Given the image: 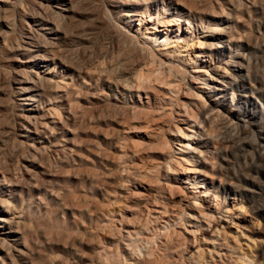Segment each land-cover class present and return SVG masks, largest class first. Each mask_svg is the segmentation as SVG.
I'll return each instance as SVG.
<instances>
[{"label": "bare ground", "instance_id": "bare-ground-1", "mask_svg": "<svg viewBox=\"0 0 264 264\" xmlns=\"http://www.w3.org/2000/svg\"><path fill=\"white\" fill-rule=\"evenodd\" d=\"M15 1L20 2L22 0ZM84 2L89 5L90 9L91 7L93 9L97 8L95 0H31L24 2L20 7L21 10L17 13L21 24L19 33H17L18 37L15 35L16 38L9 36L10 34L12 35V30H15V26H11V23L6 21L1 23L0 57L12 53L15 56H19L18 58L16 57L17 59L22 60V68L11 76V92L8 95V97L11 96L12 99H9L13 103V106L10 107V112L7 111L9 114L8 120L9 122L11 121L12 127L10 126L6 131H15V133H12L14 136L11 134V146L27 147L34 155H40L43 152L45 154L47 150L48 152L49 150L56 152V150L61 149L65 152V155L63 157L60 156V160L57 159L58 162L60 161V164L61 162L67 165L72 163L73 166L77 164L76 167L79 166L78 163L81 165L86 162L92 165L98 164L108 170V172L112 171L110 174L105 172L108 175L112 174L111 176L115 178L114 175L121 173L122 169L121 171L119 170L120 172L113 173V169L111 170L110 164H108V160L112 156L109 154V157L107 153L103 152V149L106 148H103L104 146L101 148L100 137L103 138L102 140H104L105 145H109L110 149H119L121 151V147L118 146L121 143L117 142L118 136H120L118 133L124 132L125 127H122V124L127 116H130V118L126 119L129 120L135 118V113L142 114L144 111L145 113L143 114L145 116L147 109L148 113L153 109V115L156 113L163 117L168 114L171 121H173V125H168L171 121L168 123L165 121L167 123L165 124L157 119L158 117L162 118L161 116L152 117L151 113H149L151 115L149 118V114H147L148 119L145 118L147 124L141 127L149 130L147 134L143 133V149L134 148L135 150H132L133 148L131 147L132 149L129 148V150L127 149L128 151H125L124 147H122L124 149H122L123 151L121 152L123 153L120 156L122 161H124V157L126 159L130 157L141 161L142 156L140 157L139 155L145 154L146 151L151 154V161L148 162L149 164L147 163L148 165H144L145 163L143 162L139 163L141 165L143 163L144 166L140 165V169L141 167L143 169H139L138 176L135 172L137 178H134L135 185L133 184V189L126 190L124 187L126 183L123 184L119 179L111 183L112 189L117 192L116 194L127 196L131 200L137 198L138 194L141 196V192L138 193L139 191L137 190L140 187L145 191L144 193L142 192V196L149 195L148 200H146V197H144L145 201L142 198L144 201L142 206L147 211L151 210V213H155V215H150L149 212L148 215H153L155 217L154 220H160V224L162 221L166 224L170 222L174 225L179 221L182 227L185 225L184 231L194 239L190 241L194 243V241L198 240L205 245L204 248L196 247L198 244L192 246L191 249L188 248L189 250L186 251V254L189 253L190 257L194 254L196 255V253L199 254L201 252L199 250H203V253H200L202 256H204L203 254L206 251L207 253L211 252L218 255L232 250L236 251L237 254V251L241 252L245 247L250 248V243L252 247L256 246L257 240L247 235L244 231L247 230L245 226L247 218L243 214L245 206L243 198H251V195L255 191L244 183L250 179V175L247 172L243 174L237 167L235 168L233 159H236L237 154L241 156L245 154L252 155L251 152L255 151L257 152L256 158L264 160V149L262 148V140L264 141V9L262 12L255 0H241L238 2H242V7H240L241 4H239V7L236 4L234 5V3L230 4L229 12H226L228 17L219 21L216 18L208 17L210 15L209 5L205 3L206 1L202 0H107L104 11H101V15L96 20L99 25L109 26L110 35L117 45L120 44L119 46L121 47V44H123L122 48H119V46L116 48L117 52L120 51V54L123 55V63L121 62V65H116L112 61L114 56L111 55L112 59L110 61H107L108 59L105 60L104 56L101 57L96 54H93L94 57H91V55L87 57V47L85 48L84 44L89 42L90 37L88 38V35L87 37L80 36L82 33L80 35L75 34L76 31L74 33L73 29H67V27L75 25V20L82 14L79 12L81 9L79 7ZM259 2L261 1L258 0ZM53 4L54 6H52ZM210 5L213 7V3H210ZM43 7H51L53 9L51 11L53 15L51 16L53 17L48 16L46 12L45 14L41 12L40 9L42 10ZM219 7L221 9V6ZM215 9L214 12H217ZM257 15H260V18H256ZM255 19H258L259 27L253 28L251 23L252 21H256ZM16 20L18 19L16 18ZM69 31L71 35L67 33ZM72 31L74 34L71 33ZM254 31L256 34L255 40L251 41L253 38L251 37L252 35H249L253 34ZM74 38V41L77 40L76 42L81 43L83 46L82 50L78 48L81 52L77 51L79 54L77 53L75 56L71 54L73 53L71 41ZM62 41L69 42L67 47L60 44ZM64 44L66 45L67 43ZM120 54H118L119 57ZM3 58L0 60L5 61ZM87 60L89 61L87 62ZM4 63L3 67L5 66ZM153 64L157 65V67L154 68ZM34 68L37 70H34ZM27 73L28 75L30 74L28 77L25 76ZM127 78H131L130 80H140L138 82L140 86H134L133 88L131 82L130 86H128L129 84L127 85L126 83L130 80ZM150 78L161 83H154L157 87H152L154 80H152L151 85L148 83L149 81L151 82ZM124 79H127L126 82ZM143 79H149V81L147 82ZM142 80L148 84L144 85V82L142 84ZM181 82H188V88H186L190 96L183 95L186 99H183L181 102L179 101V109H174L173 105L170 108L169 105L171 103L166 100L171 92H176L175 89L177 86L180 87L178 84H181ZM138 83L137 85H139ZM153 88L159 89L158 93L162 90L161 93H163V98L165 99L161 97L163 99L160 100L162 107L156 106L158 97L155 95L156 93L154 94ZM178 91L177 89V93H180ZM127 93H131L129 97L133 105H128V103L126 105L124 103ZM205 96L209 99V102H207ZM229 96L232 97L231 102H228ZM236 97L237 100L234 101ZM150 103L153 104L150 105ZM110 107L116 108L118 111L115 110L120 115V117L118 114L116 115L113 109L114 116H116L113 118L112 111V114L110 113L112 115L110 120H112L108 123L111 124L113 122L118 126L113 127L115 130L111 131L112 133L116 132L114 133V136L117 134L116 138L110 136V134L108 135V131L104 133L106 129L100 132L99 127L96 130V128H93L94 125L90 124V126H86L87 123H94L96 126H100L103 123L107 124V121H109L107 118L111 116L107 114L108 110H112ZM132 107H135L137 110H133L134 115L131 114V116ZM157 108L162 109V113H160L161 111H156ZM119 111H122L124 120L119 119L122 117ZM138 118L137 116L136 121ZM155 118L159 121L155 120ZM139 119L142 120L141 117ZM133 120L135 121V119ZM149 120L153 121L150 123ZM121 121H123L122 124ZM213 121L218 122L220 127L226 130H239V136L240 134H244L241 142L238 141V145H241V147L238 149L237 154L234 151L226 149L229 146L228 143L233 140V131H230L231 134L228 136L216 134L211 126ZM9 122L7 123L9 124ZM82 125L87 127L83 128L82 131L89 132L87 134L91 136L88 143H85L80 138L81 135L76 132ZM66 126L71 128V130L69 129L66 132L67 134L63 133L64 130L59 132V130H62ZM239 136L237 135V137ZM118 141L121 142V138ZM7 145L6 148L10 146ZM168 148L169 152H167ZM63 151L62 153H64ZM165 152L169 153V155L172 152L171 156H174L173 154L176 153L177 156L175 155L172 158L166 155ZM232 152L235 154L233 153L232 155ZM59 154L61 155V152ZM207 155L212 159L211 165L206 162L208 160ZM25 158H27L26 163L22 164V170H19V173L22 171V176L28 180V183L26 182L27 186H24V183V187H18L13 182V177L15 178V176L7 175L2 172L3 170H0V253L4 258L8 259L6 263L0 259V264H62V260L61 262L57 261L58 259L60 260V257L56 260L57 255L61 256L60 254L54 255L51 253L55 256L54 259L53 256L48 255L50 253L43 252L42 248L45 245L46 247L54 245L61 247L64 251H68L71 249L69 245L76 247L77 243L74 240L76 239L77 241L78 237L72 239L73 237L71 238L70 235V240L68 237H65L69 236L68 233L61 237L63 231L58 234L59 237L56 236L58 239L55 236L54 238L52 237L51 233L53 231L49 233L50 235L47 234L49 231H37L29 226V223H25V220L21 218L22 214H19L15 208L17 209L18 205L23 204L25 200L24 193H26L29 200H32V197H36V200L38 199L42 202L41 198L45 196L42 197V194L40 195V190H44L45 195L55 200H60L68 196L66 195L65 197L64 192L68 193L69 189L68 191L63 190L64 197L62 198L63 194L56 192L61 191L63 187L57 186L58 182H54V179H52L54 174L41 166L42 164H35L33 160L28 157ZM116 158L114 156L112 163L116 162ZM126 159L125 161H127ZM142 160L144 161L145 158ZM117 161V163L121 164L119 160ZM134 164L136 165L137 162H134ZM67 165L65 166L68 167ZM129 165L131 167L133 164ZM129 165H127L128 169ZM117 166L119 167L120 165ZM117 166H114V171L118 170V168H116L117 170L115 169ZM208 166H210L211 170L213 169L214 175L216 171L226 175V179L224 177L222 179L221 174L217 175L220 184H218L219 188L215 186L212 180L209 186L207 182L208 178H206L208 173L206 168ZM76 167L75 169L80 168V166ZM97 169L100 168L98 167ZM97 169L95 168L94 170ZM75 171L77 172V170ZM134 171H129L130 173L126 174L125 172L127 171L124 170L122 173L133 177L134 174H130ZM136 171L138 172V169ZM76 172H74L76 175L73 173L75 178L79 174ZM88 173L87 177L90 176H88ZM94 174L96 175L97 173L94 172L91 176ZM57 175L61 176L62 174ZM127 178L129 177H126L125 180L122 179L123 182ZM22 180L20 179V181ZM161 181L163 185H161ZM55 187L58 190L56 192ZM175 188H179L180 191L182 190L178 192L182 194L171 192L172 189L176 191ZM108 193L105 192V194ZM225 193L229 194V200ZM150 196L153 198L150 199ZM140 199L141 197H139L138 201ZM71 212L74 214V210ZM50 213L52 212L50 211ZM101 216L103 218L100 217L98 225L100 221L101 226L99 225V227L103 229L106 225H109L104 221L110 215L102 214ZM52 222L54 223V220ZM180 223H178V227ZM112 225L111 227H114L113 223ZM168 225L171 226L172 224ZM120 226L118 227L119 229ZM122 226L121 232L119 230L121 235H118L121 237L119 240L121 239L120 242L122 243L119 246V250L116 249L118 248V242L117 244L113 243L114 246L115 244L117 245L116 248H113L116 251L108 248L110 246L102 245L100 249L96 248L99 250L95 249L96 252L94 251L95 254L93 256L89 254L90 259L88 256H86L88 258L82 256L81 261L86 264H119L123 260V264H126L125 262L129 260L128 264H133L132 254L135 253L134 255L136 256L138 252V248L136 251L134 249L138 241L133 239L136 245H132L133 242L132 244L130 243L134 247V253H131V246L128 248L130 245L128 243L131 240V236L137 240L139 237L140 240L142 232L139 230L141 233L138 232V234V227H134L129 222ZM171 227L173 228V226ZM118 228L114 227L117 231ZM55 233L59 232L56 231ZM76 233L73 235H76ZM136 233L139 235L138 237L133 236ZM178 233L182 234V231L179 230ZM175 234L176 236H184L183 234H177V232ZM195 234H199V237H197L198 235L195 236ZM148 236L145 239H148ZM64 237L67 239L65 240ZM183 238L185 239L186 237L184 236ZM241 239L244 241L241 242ZM74 243H76L75 246ZM242 245H245V247ZM147 250L145 251V255L147 254L146 252L150 253L151 251ZM241 253L244 254L245 251ZM250 253L252 255L251 249ZM125 254H127L125 256L127 258L124 257ZM200 254L199 256L201 257ZM243 254L241 257L239 253L238 256L241 258L239 261H244V264H253V257L251 259L247 254V256ZM146 257H149L148 254ZM61 258L64 257L61 256ZM141 258L140 256L138 261L137 257V262L134 260L135 264L140 261L143 262V259L145 263L148 261L146 264H151L149 262V258L151 257L148 259L142 258V260ZM146 259L147 261H145ZM183 259L185 258L183 257ZM69 260L64 263L67 264Z\"/></svg>", "mask_w": 264, "mask_h": 264}, {"label": "rangeland", "instance_id": "rangeland-1", "mask_svg": "<svg viewBox=\"0 0 264 264\" xmlns=\"http://www.w3.org/2000/svg\"><path fill=\"white\" fill-rule=\"evenodd\" d=\"M10 1V2H9ZM29 2V1H31V0H22V1H18V2H16L15 0H0V25H1V23L3 22V21H6V22H8V23H11V26L13 25V26H15L14 27V31L12 30V35L10 34L9 36H11V37H13V38H16V37H18V34L17 33H19V30H20V24H21V21H20V19L18 18V15H17V13L21 10L20 9V7L23 5V3L24 2ZM98 1V2H97ZM95 0V2H96V4H97V8H94L93 9V7H91V9H90V7H89V5H87V3L86 2H84V3H82V5H80V7H79V12H81L82 14L79 16V17H77V19L75 20V25H71V26H69V27H67V29L68 28H71V29H69V30H72L73 29V31H74V33H75V31H76V33L75 34H81L80 36H86L87 37V35H88V38L90 39L89 40V42L88 43H86V44H84L85 46V48L87 47V48H89V49H87L86 48V50H87V53L86 54H88V55H86L87 57L88 56H90L91 55V57H94V55L96 54V55H99V56H101V57H103L104 56V59L105 60H107V61H110L112 58H111V56H114V59H112V61H113V63L115 62V64L116 65H118V64H122L123 62H122V60H123V55H121L120 54V51L119 52H117L118 50L116 49L119 45H117L116 44V41H114V39H113V37L110 35L111 34V32H110V29H109V26H106V25H99L98 23H97V18L99 17V15H101V11L103 12L104 11V9H105V5H106V3H107V0ZM202 1H206L205 3L207 4V5H209L208 6V9H209V12H210V15H208V17L209 18H216V19H218L219 21H222V20H224L226 17H228V15H227V13L226 12H229V7H230V4H233L234 3V5L236 4V6H238L239 7V4H241L240 2H238V1H241V0H202ZM228 1V2H227ZM256 1V3L259 5V9L263 12V9H264V0H259V1H261V2H259L258 3V0H255ZM16 3V4H14V3ZM102 2H103V4H102ZM15 5V7H14V5ZM21 5H20V4ZM86 3V4H85ZM105 3V4H104ZM210 3L212 4L213 3V7L214 8H216L215 9V11H217V12H214V8L210 5ZM255 3V2H254ZM18 4V5H17ZM12 5H13V7H12ZM17 5V6H16ZM102 5V6H101ZM257 5V6H258ZM52 6H54V4L52 5ZM101 8H100V7ZM219 6H221V9H220V7ZM228 6V7H227ZM46 7V6H45ZM211 7V8H210ZM240 7H242V4L240 5ZM261 7H263V8H261ZM55 8V7H54ZM44 9V10H43ZM223 9V10H222ZM12 10V11H11ZM17 10V11H16ZM53 9L51 8V7H47V8H42V10L40 9V11L41 12H44V14H45V12H46V14H48V16L50 15V17H53V16H51V15H53L52 14V11ZM221 10V11H220ZM228 10V11H227ZM264 13V12H263ZM10 14V15H9ZM13 16H12V15ZM214 15V17H212ZM83 16V17H82ZM86 16V17H85ZM94 17H96V18H94ZM5 18V19H4ZM15 18V19H14ZM16 18L18 19V20H16ZM256 18H260V15H257L256 16ZM2 19V20H1ZM15 20V21H14ZM96 20V21H95ZM256 21H252V26H253V28H256V27H259L258 25H259V21H258V19H255ZM19 21V22H18ZM77 21V22H76ZM97 23H95V22ZM13 23H15V24H13ZM16 23H17V25H16ZM258 23V24H257ZM225 25V24H224ZM18 26V27H17ZM185 26V25H184ZM1 27V26H0ZM19 28V29H18ZM66 28V27H65ZM76 28V29H75ZM79 29V30H78ZM0 30H1V28H0ZM66 30V29H65ZM67 31V30H66ZM73 31L71 32V33H73ZM78 31V32H77ZM97 31V32H96ZM15 32V33H14ZM69 35H71L70 34V31L69 32H67ZM73 33V34H74ZM250 33H252V32H250ZM86 34V35H85ZM253 34H255V31L253 32ZM253 34H250L249 36H251L252 38H253V40H251V41H254L255 40V36H256V34L255 35H253ZM15 35H16V37H15ZM41 39H42V37H40ZM249 39V38H248ZM261 39V38H260ZM263 39V38H262ZM75 40V38L73 39V41H71L72 42V50H73V53H71V54H73L74 56H75V54L77 55V51H79V53L81 52V50L83 49L82 47V44H81V47H80V44H79V42H76V41H74ZM66 41H68V40H66ZM66 41H62L60 44H62V46H64V47H67V45H68V43L69 42H66ZM75 42V43H74ZM64 43H67L66 45L64 44ZM90 43V44H89ZM73 44H75V45H73ZM78 44V45H77ZM103 44V45H102ZM97 45V46H96ZM122 46H123V44H121V47L119 46V48H122ZM74 47V48H73ZM77 48V50H75L76 48ZM81 48V50H79V49ZM107 48V49H106ZM75 50V51H74ZM92 50V51H91ZM89 51V52H88ZM91 52H92V54H91ZM100 52V53H99ZM117 52V53H116ZM78 53V54H79ZM94 54V55H93ZM112 54H114V55H112ZM118 54H120V57H119V55ZM111 55V56H110ZM8 56V57H7ZM2 57H4L3 59L5 60V61H1L0 60V167L2 168H0V170L2 171V172H4V173H6L7 175L9 174V175H13V176H15V178L17 179V181H15L16 179L13 177V182L14 183H16L17 185H18V187H24V186H27L26 185V182L28 183V180L24 177V176H22V174H23V172L22 171H20V173H19V170H22V164L23 163H26V159L27 158H25V157H28L29 159H31V160H33L34 161V163L35 164H42L41 166H43V167H45V169H47V170H49L52 174H54V176H53V178L52 179H54V182H58L57 183V186H59V187H63L62 188V190H61V188H60V190L62 191H58L57 189H59L57 186V189H56V187H55V192L56 191H58V192H56V193H61V194H63V190L65 191H68V189H69V191H68V193H66V192H64V194H65V197H66V195H68L66 198H64L65 199V201H63L64 199H60V200H55V199H53V198H51V197H49L48 195H45V193H44V190H40L39 192H40V195L43 197V196H45V197H43V198H41V200H42V202L40 201V200H36L35 198L36 197H32V200H29L28 199V196L26 195V193H24L23 194V196H24V198H25V200H24V202H23V204L21 205H18V207H17V209L15 208V210H17L18 212H19V214H22L21 215V218L23 219V220H25V223H29V226H31L33 229H35V230H42V231H44V232H48L47 234H49V233H51V231H53L51 234H52V237L54 238V236H55V238H58L59 236H58V234H60L61 232H63L64 233V235H62L61 234V237L62 236H65V235H67L66 233H68L69 234V236L67 235V236H65V237H68L69 239H70V235H71V238L72 239H74V238H77V241H76V239L74 240V242H76L77 243V245H76V247H73V245H69L70 246V248L72 249H69L68 251H64L63 249H61V247H56V246H47L46 247V245L42 248V250H43V252H45V253H50V254H48L49 256L51 255V256H53L52 254H60L62 257H64V258H61V256H59V255H57V258H56V260L60 257V260L58 259L57 261H60L61 262V260H62V264L64 263V262H66L68 259H70L69 261H68V263L70 262V264H86L85 262H82L81 261V257L82 256H85L84 258H88L90 255H94L95 254V249L96 248H101L102 247V245H106V246H110V247H108V248H111V250H113V251H116L115 249H113V248H116V244H117V242H118V248H116V249H118L119 250V246H121V239L119 240V238H121V237H119L118 235L120 234V232H121V228L123 227L122 225H124L125 223H128L129 222V224L131 223V225L133 224V226L135 227L136 226V228L138 227V228H141V229H138L137 228V233L139 232V233H141L140 234V240H139V235H137V233H136V235H133V236H135V237H138V240L137 239H135V238H133L132 236H131V240H129V243L128 244H132V242H133V244L132 245H136V243H138L136 246H135V248L130 244L129 246H128V248H130V246H131V248L133 249H135V251H136V249L138 248V252L136 253V256L134 255L135 253V251H134V249H133V251H132V249L130 248V251H131V253H134V254H132L133 256V258H132V261L134 262L133 264H135L136 262H137V257H138V261H139V257L141 256L142 258H147L146 256H147V254H148V256L149 257H151V258H149V262H151V264H244V261H239L241 258H240V256L242 257V254L243 253H241V252H244L245 251V255L244 256H249L250 258L251 257H253V264H264V160H259V159H257L256 158V156H257V152H255V151H253V152H251V154L252 155H250V154H245L244 156H241L240 154H237L238 153V149L241 147V145H238L239 144V142H241V140H242V138H243V136H244V134H240V136H239V130H235V129H230V130H226L225 128H222V127H220V125H219V123L218 122H216V121H213L212 122V124H211V126H212V129L214 130V132L216 133V134H222V135H226V136H228V135H230L231 133H230V131L233 133V135H232V141L231 142H229L228 143V145L229 146H227L226 147V149H228V150H231V151H234L238 156L236 157V159H233V164H234V166H235V168L237 167V169L240 171V172H242L243 174H245L246 172H247V174L248 175H250V179L248 180V181H246V182H244L245 183V185H247L248 187H251V189H253L255 192H253V195H251V198L250 197H246V198H243V200L245 201L244 203V205L246 206V208H245V206H244V210H243V214H245L244 216L247 218L246 219V222H245V226H246V229L247 230H244L245 231V233L247 234V235H249V236H251L252 238H255L256 240H257V244H256V246H253L252 247V245H251V243H250V248L248 249V248H246L245 247V245H242V246H244L245 248H246V250H245V248L240 252H238L237 251V254H236V251H232V250H228V252L226 251L225 253H222V254H218V255H216V254H213V253H207V251L205 252V250H204V256H202V254H200L203 250H199V251H201L199 254L201 255V257L199 256V254L198 253H196V255L197 256H199V257H197L195 254L194 255H192V257H190L191 255H189V253H187L186 254V251L187 250H189V249H191L192 248V246H194V245H196V244H198V245H196V247L197 246H199L200 248L202 247V248H204L205 247V245L203 244V243H201L200 241H194V243L193 242H191L190 240L192 239V236L191 235H189V234H187L185 231H184V228H185V225H183L184 227H182L181 226V223L179 222V221H177L178 223H180V226L178 227L177 225H179L177 222V224L175 223L174 225H173V223H170V222H168L167 224L165 223V222H162L161 221V224H160V220H154V216L153 215H155V213H151V210H149V211H147L143 206H142V204H143V202L145 201V198L144 197H146L147 199L146 200H148L149 199V195L148 196H142V194L145 192L142 188H140V187H138V193H140L141 192V196H139L140 194H138V197L137 198H133V199H131L130 200V198H128L127 196H120V194L118 195V194H116L117 192H115L113 189H112V185H111V183H113L114 181H117V179H119V181L120 182H122L123 184L124 183H126V184H124L125 186V188H126V190H130V189H133L134 188V185H135V183H134V178H137V176H138V173H139V171L141 170V169H143L142 167H141V169H140V165L141 164H139V163H141V162H143V163H145L144 165H146L148 162H150L151 160V158H150V153L148 152V151H146L145 152V154L143 153L142 155L140 154L139 156L141 157L142 156V159H144L145 158V160L143 161L142 159H141V161H139L138 159H132V158H130V157H128V159L131 161H129L128 159H126V157H124L123 158V160L125 161V159L127 160V161H122V159L120 158V156L122 155L121 153H123V152H121V151H123L124 149H125V151H128L129 150V148H131L132 150H135V149H140V148H144V143L142 142V137H143V135L146 133L147 134V132L149 131L147 128H141V127H143V125H145V124H147L146 122V119H148V116H147V114H149V113H151V115H152V117H157V116H161V115H157L156 113H154V115L152 114V111H153V109H151L152 111L151 112H149L148 113V109L146 110V114H145V116H144V114L143 113H145V111L143 112V111H141V112H143L142 114H140V113H138V114H140V115H138L137 113H135V118H131V119H129V120H126V119H128V118H130V116L128 117H126V119L124 120V118H123V114H122V111H119V112H121V115H122V119L121 118H119L120 117V115H119V113H117V109L116 108H114V107H110V108H112V110H108L109 111V113H108V111H107V114L109 115L110 113L112 114V111H113V109H114V111L116 112V115L118 114L119 115V119L120 120H124V122L123 121H121V124H122V122H123V124H122V127L124 126L125 128H124V132L123 133H118V135H120V136H118V139H117V142L118 143H121V145H123V146H121L120 144H118V146H120L121 147V151H119V149H110V147H108L109 145H105V142H104V140H102L103 138L102 137H100V146H101V148H102V146H104L103 148H106V149H103V152H105V153H107V155L110 157V155L109 154H111V156L114 158V156H115V158H116V156L117 155H119L117 158H120V159H117L116 158V164L114 163H112V161H113V158L111 157L110 159H109V157H107L109 160H108V164H110L109 166L111 167V170L113 169V173H117L119 170L121 171V169H122V171H124V170H126L127 172H125L126 174H129L130 172H132V171H134L135 170V168H137L138 169V172L135 170L133 173H131L130 175H132V174H134L133 175V177L132 176H127L125 173H122V171H121V173H117V174H113L114 175V177L115 178H113V176H111V175H108L107 173H112V171L111 172H108V170H106V169H104L101 165H92V164H90V163H83L82 165L81 164H79L78 163V165L80 166V168H77V167H79V166H77L76 167V165L77 164H75L74 166L77 168V169H75V167L73 166V164L71 163L70 165H67V164H65L64 162H61V164H60V161L58 162L57 161V159L58 160H60L59 159V157L61 156V157H63V155H65V152L63 151V150H61V149H58V150H56V152L54 151V152H52L53 150H49V152H48V150L45 152V154H44V152L42 153V154H32L33 152H31V150L29 149V148H27V147H18V146H11V138H12V135L14 136V134H12V133H15V131H13L12 130V132L10 131V132H8V131H6L7 130V128H9L12 124H11V121L9 122V120H8V116H9V114L7 113V111L8 112H10V110H11V106H13L12 104V100H10L9 98H11V96L10 97H8V95H9V93L11 92V76H12V74L14 73V72H16V71H18V70H20L21 68H22V66H21V62H22V60H20V59H17L19 56H15L14 54H8V55H6V56H3L2 55ZM2 57H0V59L2 58ZM7 57V58H6ZM17 57V58H16ZM8 58H10V59H8ZM121 58V59H120ZM2 59V60H3ZM7 59V60H6ZM18 60V61H17ZM118 60V61H117ZM89 60H87V62H88ZM120 61V62H119ZM3 62H5L4 64H5V66L3 67L2 65H3ZM122 62V63H121ZM2 63V64H1ZM8 64V65H7ZM153 67L155 68V67H157V65H154L153 64ZM3 68H5V69H3ZM28 70H29V68H27ZM5 70V72H3ZM15 70V71H14ZM34 70H37L36 68H34ZM10 71V72H9ZM3 74V75H2ZM5 75V76H4ZM30 75V74H29ZM28 75V73L27 74H25V76L26 77H28L29 76ZM3 76V77H2ZM8 76V77H7ZM2 77V78H1ZM128 79V78H127ZM126 79V80H127ZM131 79V78H130ZM130 79H128V80H130ZM125 80V79H124ZM123 80V81H124ZM126 80H125V82H126ZM135 80H137V79H132V80H130V81H127V85L128 86H130V82H131V84H132V87L134 88V86L136 87H138V86H140V84L138 83L140 80H137V81H135ZM143 80H146V79H143ZM141 81V83L143 84V82L145 83V81ZM150 80H151V82L149 81V79L148 80H146L148 83H150L151 85H152V80H154L153 78H150ZM133 81H135L134 83H133ZM10 82V83H9ZM145 83L144 85H147L148 83ZM189 82V81H188ZM188 82H181V84H178V85H180V87L179 86H177L176 87V92H171V94L168 96V98H167V100L166 101H168L169 103H171L169 106H170V108H172V107H174V109H176V108H180V102L183 100V99H186V98H184L183 97V95L184 94H186L185 96H190L189 94H188V92H187V88H188ZM211 82V81H210ZM124 83V82H123ZM137 83L139 84V85H137ZM154 83H158V84H160L161 82H158L157 80L155 81H153V85H152V87H157L156 86V84H154ZM9 84V85H8ZM134 84V85H133ZM126 85V86H127ZM195 85V84H194ZM3 86V87H2ZM12 87H15V86H12ZM179 87V88H178ZM187 87V88H186ZM181 88V89H180ZM157 91H155V90ZM177 89L179 90L178 92H180V93H177ZM3 90V91H2ZM186 90V91H185ZM153 91H154V94L155 95H157V97H158V101H159V103H158V101L156 100V106L157 107H162V104H160V100H163L164 98H163V93H161L162 92V90L158 93V91H159V89L157 90V88H153ZM182 92V93H181ZM175 93V94H174ZM213 94V93H212ZM127 96H126V101H124V103H126V105H127V103H128V105H131L132 103H131V98L129 97V95H131V93L129 94V93H127L126 94ZM159 95V96H158ZM163 99H162V98ZM206 97V96H205ZM207 98V97H206ZM12 99V98H11ZM231 99H232V97L231 96H229L228 97V102H231ZM165 100V99H164ZM207 100V102H209V99L207 98L206 99ZM237 100V97L234 99V101H236ZM130 103H129V102ZM171 101V102H170ZM178 101V102H177ZM180 101V102H179ZM10 104V105H9ZM149 104V103H148ZM153 103H150V105H152ZM179 104V105H178ZM133 105V104H132ZM146 105H147V103H146ZM173 105V106H172ZM172 106V107H171ZM179 106V107H178ZM7 107V108H6ZM9 107V108H8ZM110 108H108V109H110ZM136 108H137V106H136ZM117 111H116V110ZM138 109V108H137ZM137 109H135V107H132L131 108V112L132 113H130V115L131 114H133L134 115V111L133 110H137ZM150 110V109H149ZM161 111L162 109H159V108H157L156 109V111ZM181 110V109H180ZM114 111H113V118L116 116H114ZM156 111H154V112H156ZM164 111V110H163ZM136 112H139V111H136ZM160 113H162V111L160 112ZM110 114V115H111ZM112 115L110 116V117H108L107 118V120H109V121H107V124H100V126H96L94 123H87L86 124V126H90V124L93 126V128L95 129L96 128V130H97V128L100 130V132H102V130L103 129H106V131L104 132V133H106L107 131V134L109 135L110 134V136H114V133H116V132H111V131H113V130H115L113 127H118V126H116L113 122L111 123V124H108V123H110V121L112 120H110V118H112ZM129 115V114H128ZM151 115L149 114V118L151 117ZM132 116V115H131ZM137 116L140 118L141 117V119L144 121H142V120H140L139 118H138V120L136 121V118H137ZM166 115H164L162 118H157V119H159V120H161V122H164L165 124H167L169 121H171V118L168 116V114H167V116L166 117H168V118H166L165 117ZM146 118V119H145ZM167 120H166V119ZM132 119H135V121L133 120L132 121ZM156 118H155V120H157ZM154 120V119H153ZM153 120H151V121H153ZM155 120H154V122H155ZM159 120H157V121H159ZM131 121V122H130ZM150 121V120H149ZM151 121H150V123H151ZM167 123H166V122ZM7 122H9V124L7 123ZM7 123V124H6ZM149 123V124H150ZM175 123V122H174ZM141 124V125H140ZM152 124H153V122H152ZM173 125V121H171V122H169L168 123V125ZM110 125V126H109ZM86 126H84V125H82V127L80 128H78V130L76 131V132H78V134H80L81 136H80V138H82V140L85 142V143H88L89 142V140L91 139V136H88V134H89V132H83L82 131V129L83 128H85ZM96 126V127H95ZM199 126H202V125H199ZM12 127V126H11ZM102 129H101V128ZM87 128V127H86ZM108 128V129H107ZM141 128V129H140ZM62 129V128H61ZM71 130V128L69 127V126H66V127H64L62 130H59V132H61V131H63V133L64 134H67L66 132L68 131V130ZM81 129V130H80ZM91 129H92V127H91ZM195 129V128H194ZM197 129V128H196ZM225 129V130H224ZM139 130V131H138ZM6 131V132H5ZM229 131V132H228ZM236 131V132H235ZM226 132H228V133H226ZM8 133V134H7ZM88 133V134H87ZM112 133V134H111ZM144 133V134H143ZM12 134V135H11ZM117 135V134H116ZM115 135V136H116ZM237 135L241 138H239V137H237ZM101 136V135H100ZM114 136V137H115ZM9 137V138H8ZM89 137H90V139H89ZM117 137V136H116ZM115 137V138H116ZM121 138V142L120 141H118L120 138ZM235 138H237V139H235ZM235 139V140H234ZM238 139H240V140H238ZM7 140V141H6ZM88 140V141H87ZM237 140V141H236ZM87 141V142H86ZM234 141V142H233ZM239 141V142H238ZM262 142H263V146H262V148L264 149V141L262 140ZM8 144V145H7ZM232 144H233V146H232ZM4 147H3V146ZM6 145L7 146H9V147H7L6 148ZM237 145V146H236ZM129 146V147H128ZM13 147V148H12ZM122 147H124V149L122 148ZM177 147V146H176ZM231 147H233V148H231ZM135 148V149H134ZM110 151H109V150ZM123 149V150H122ZM128 149V150H127ZM130 149V150H131ZM2 150V151H1ZM61 150V151H60ZM105 150V151H104ZM62 151L64 152V153H62ZM106 151H109V152H106ZM167 151V150H166ZM2 152V153H1ZM61 152V155L59 154V153ZM118 152V153H117ZM141 152V151H140ZM167 152H169V148H168V151ZM167 152H165V154L166 155H169V153L167 154ZM234 152H232V155H233V153ZM29 153H31V154H29ZM47 153V154H46ZM52 153V154H51ZM171 153V155H172V152H170ZM234 153V154H235ZM54 155H56V156H54ZM58 155V156H57ZM171 155H169V156H171ZM174 156L176 155L177 156V154L176 153H174L173 154ZM35 156V157H34ZM144 156V157H143ZM174 156H171L172 158L174 157ZM36 157H37V159H36ZM60 157V158H61ZM207 157H208V160L206 161L207 162V164H209V165H211V162H212V159L209 157V155H207ZM147 158V159H146ZM37 160V162H35V160ZM44 159V160H43ZM55 160V161H54ZM110 160H111V163H110ZM117 160H119V162H121V164H119V163H117L118 161ZM149 160V161H148ZM134 162L136 163L137 162V164H139L138 166H139V168H138V166H137V164L135 165L134 164ZM126 164L125 165V169L123 168L124 167V164ZM128 163V164H127ZM143 163H142V165H143ZM47 164V165H46ZM58 164V165H57ZM123 164V165H122ZM129 164H133L132 166H134V167H130V165ZM149 164V163H148ZM147 164V165H148ZM60 165V166H59ZM65 165H67L68 167H66ZM112 165V166H111ZM117 165H120V166H122V168H120V166L118 167ZM127 165H129V169H128V166ZM141 165V166H142ZM143 165V166H144ZM64 167V169H62L63 167ZM70 166V167H69ZM72 166H73V169H72ZM92 166H93V168H92ZM96 166V167H95ZM114 166H117V167H115V169L116 168H118V170L117 171H114ZM137 166V167H136ZM61 167V168H60ZM100 168V169H97V168ZM113 167V168H112ZM71 168V169H70ZM88 170H87V169ZM97 169V170H94V169ZM127 168V169H126ZM134 168V169H133ZM68 169V170H67ZM124 169V170H123ZM132 169V170H131ZM140 169V170H139ZM200 169H202V168H200ZM207 170H208V173H207V177L206 178H208L207 179V182H208V184H209V186H210V183H212V182H210L211 180L212 181H214V184H215V186H218V184H219V178H218V176L217 175H220L221 174V177H222V179H223V177H224V179H226L227 177H226V175L224 174V173H221V172H219V171H216V173H215V175L213 174L214 173V171H213V169L211 170V168H210V166H208V168H206ZM58 170V171H57ZM65 170V171H64ZM75 170H77V172L75 171ZM81 170V171H80ZM94 170V171H93ZM104 170V171H103ZM60 171V172H59ZM62 171V172H61ZM64 171V172H63ZM86 171H88V172H86ZM101 171V172H100ZM107 173H106V172ZM119 171V172H120ZM130 171V172H129ZM9 172V173H8ZM21 172H22V174H21ZM55 172V173H54ZM74 172H76V173H79L77 176H76V178H75V176H74ZM80 172H81V174H80ZM97 173L96 175L94 174L93 176H91V174H93V173ZM103 172H105V173H103ZM129 172V173H128ZM135 172L137 173V176H136V174H135ZM223 172V171H222ZM74 173V174H73ZM84 173V174H83ZM87 173H88V176L89 177H87ZM242 173H240V174H242ZM56 174V175H55ZM57 174H62V175H64L63 177H62V175L60 176H58ZM73 174V175H72ZM107 174V175H106ZM120 174V175H119ZM123 174H125V175H123ZM20 175V176H19ZM76 175V174H75ZM84 175V176H83ZM103 175V176H102ZM117 175V176H116ZM123 175V177L122 178H120V176H122ZM72 176V177H71ZM74 176V177H73ZM96 176V177H95ZM110 176V177H109ZM19 177V178H18ZM55 177V178H54ZM119 177V178H118ZM126 177H129V178H127V182L125 181V182H123V180L122 179H126ZM211 177V178H210ZM221 177H220V180H221ZM24 178V179H23ZM90 178V179H89ZM92 178V179H91ZM216 178H218V179H216ZM20 179L22 180H24V182H23V180L22 181H20ZM55 179H56V181H55ZM96 179V180H95ZM98 179V180H97ZM129 179V180H128ZM214 179V180H213ZM59 180V181H58ZM158 181H160V180H158ZM19 183V184H18ZM20 183H23V184H20ZM24 183H25V185H24ZM96 183V184H95ZM160 183H162L161 185H163V182L161 181ZM134 184V185H133ZM24 185V186H23ZM56 185V184H55ZM220 185V184H219ZM220 186H218L217 188H219ZM66 188V189H65ZM42 189V188H41ZM176 189V188H175ZM113 191H114V193H113ZM182 191V190H181ZM180 191V189L179 188H177L176 189V191L174 190V189H172V191L171 192H175V193H178V192H181ZM71 192V193H70ZM105 192H109L110 193V195H108V194H105ZM143 192V193H142ZM64 194L62 195V198L64 197ZM86 194V195H85ZM114 194H115V196H114ZM137 194V193H136ZM178 194H182V193H178ZM226 194V196H227V198H228V200H229V194H227V193H225ZM60 195V194H59ZM87 196V197H86ZM127 197V198H126ZM139 197H141V199L143 198L144 199V201H143V199L140 201H138V199H139ZM34 198V199H33ZM153 197H151L150 196V199H152ZM113 199H115V200H113ZM55 200V201H54ZM62 200V201H61ZM71 200V201H70ZM112 202H111V201ZM231 200V199H230ZM31 203H30V202ZM73 201V202H72ZM44 202V203H43ZM57 202V203H56ZM66 202V203H65ZM98 202V203H97ZM141 202V203H140ZM47 204V205H46ZM58 204V205H57ZM98 204V205H97ZM72 205V206H71ZM96 205V206H95ZM46 206V207H45ZM51 206V207H50ZM77 206V207H76ZM99 207V208H98ZM59 208V209H58ZM72 208V209H71ZM97 208H98V210H97ZM21 209V210H20ZM51 209V210H50ZM71 209V210H70ZM88 209V210H87ZM74 210V214L71 212V211H73ZM100 210V211H99ZM29 211V212H28ZM49 211V212H48ZM50 211L52 212V213H50ZM92 211V212H91ZM98 211V212H97ZM143 211V212H142ZM70 212V213H69ZM89 212V213H88ZM91 212V213H90ZM103 212V213H102ZM147 212V213H146ZM150 212V213H149ZM30 213V214H29ZM50 213V214H49ZM148 213L151 215V214H153L152 216H150V215H148ZM72 214V215H71ZM89 214V215H88ZM91 214H93V215H91ZM110 215L109 216V218L106 220V221H104V222H106L107 224H109V225H106V227L103 225V227H105V228H101V227H99V225L101 226V223H100V221H99V225H98V220H100L101 218H103L101 215ZM100 215V216H99ZM48 216H49V218H48ZM98 216V217H97ZM28 217H29V219H28ZM41 217V218H40ZM54 217V218H53ZM101 217V218H100ZM106 217H108V216H106ZM98 218V219H97ZM113 218H114V220H113ZM118 218V219H117ZM52 219V220H51ZM120 219V220H119ZM157 219V218H156ZM159 219V218H158ZM161 219V218H160ZM164 219V218H163ZM54 220V223L52 222ZM112 220V221H111ZM122 220V221H121ZM110 221V222H109ZM114 221V222H113ZM156 221V222H155ZM157 221H158V224H157ZM51 222V223H50ZM109 222V223H108ZM110 223H111V225H110ZM112 223L114 224V227H116V228H118L119 226H120V224H121V226H120V229L118 228V231L117 230H115L114 229V227H111V226H113L112 225ZM120 223V224H119ZM48 224V225H47ZM56 224V225H55ZM137 224V225H136ZM168 224H172L171 226H173V228L171 227V226H169ZM44 225H46V226H44ZM52 225V226H51ZM59 225V226H58ZM98 225V226H97ZM116 225V226H115ZM163 225V226H162ZM159 228H158V227ZM162 228H161V227ZM168 226V227H167ZM51 227V228H50ZM97 227V228H96ZM98 227H99V229H98ZM108 227V228H107ZM110 227V228H109ZM167 229H166V228ZM183 229H182V228ZM96 228V229H95ZM145 228V229H144ZM161 228V229H160ZM179 228V229H178ZM188 228H190V227H188ZM48 229V230H47ZM52 229V230H51ZM65 229V230H64ZM112 229H114V230H112ZM60 230V231H59ZM77 230V231H76ZM89 230V231H88ZM93 230V231H92ZM103 230V231H102ZM119 230H120V232H119ZM141 232H140V231ZM163 230H164V232H163ZM167 230V231H166ZM175 231V233L177 232V234H179L178 233V231L180 230V231H182V234L186 237L185 239L182 237V236H176V234L174 233V231ZM56 231H58L59 233H55ZM68 231V232H67ZM72 233H71V232ZM77 233H76V232ZM86 231V232H85ZM91 231V232H90ZM96 231H97V233H96ZM99 231V232H98ZM101 231V232H100ZM94 232V233H93ZM118 232V233H117ZM184 232V233H183ZM76 233V235H73V234H75ZM99 233V234H98ZM138 233V234H139ZM92 234V235H91ZM115 234V235H114ZM181 233L179 234V235H182ZM50 235V234H49ZM121 235V234H120ZM142 235V236H141ZM149 235V236H148ZM193 235V234H192ZM196 235H198L197 237H199V234H195V236ZM56 236H58V237H56ZM92 236V237H91ZM97 236V237H96ZM149 237L148 239H145V237ZM51 237V238H52ZM64 237V238H65ZM88 237V238H87ZM94 238V239H93ZM180 238V239H179ZM59 239V238H58ZM60 239H63V238H60ZM67 238H65V240H66ZM80 239H82V241H80ZM114 239H115V241H114ZM135 241H138V242H136L135 244H134V240ZM187 239V240H186ZM71 240V239H70ZM117 240V241H116ZM166 240V241H165ZM194 239H192V241H193ZM69 241V240H68ZM92 241V242H91ZM150 241V242H149ZM171 241V242H170ZM188 241V242H187ZM190 241V242H189ZM244 240L243 239H241V242H243ZM261 241V242H260ZM263 241V242H262ZM80 242H82V243H80ZM84 242V243H83ZM116 243L115 244V246L113 245V243ZM119 242H120V245H119ZM186 242V243H185ZM76 243H74V246H75V244ZM89 243V244H88ZM181 243V244H180ZM249 243V242H248ZM262 243V244H261ZM109 244V245H108ZM111 244V245H110ZM172 245V246H171ZM181 245V246H180ZM201 245V246H200ZM204 245V246H203ZM259 245V246H258ZM261 245V246H260ZM72 246V247H71ZM101 246V247H100ZM105 246V247H106ZM112 246V247H111ZM143 246V247H142ZM149 247V248H148ZM175 247V248H174ZM180 247V248H179ZM73 248H75V249H73ZM189 248V249H188ZM81 249V250H80ZM99 249H96V250H99ZM151 250L150 251V253L149 252H146L147 254L145 255V251L146 250ZM154 249V250H153ZM249 251H248V250ZM250 249H251V252H252V255H251V253H250ZM47 250V251H46ZM54 250V251H53ZM83 250V251H82ZM147 250V251H148ZM165 250V251H164ZM171 250H173V251H171ZM95 251V252H94ZM107 251V250H106ZM105 251V252H106ZM129 251V250H128ZM180 251H181V253H180ZM232 251V252H231ZM263 251V252H262ZM108 252V251H107ZM106 252V253H107ZM153 252V253H152ZM184 252H185V255H184ZM250 254H249V253ZM52 253V254H51ZM144 253V254H143ZM173 253V254H172ZM180 255H179V254ZM203 253V252H202ZM234 253V254H233ZM239 253L241 254L240 256H238L239 255ZM80 254V255H79ZM90 254V255H89ZM141 254H143V255H141ZM150 254V255H149ZM208 254H210V255H208ZM247 254V255H246ZM220 255V256H219ZM223 255V256H222ZM237 255V256H236ZM251 255V256H250ZM86 256H88V257H86ZM91 256V257H92ZM125 256H127V254H125L124 255V257ZM144 256V257H143ZM165 256H167V257H165ZM190 258H188V257ZM198 258H196V257ZM208 256H210V257H208ZM211 256H212V258H211ZM54 257V259H55V256H53ZM74 257V258H73ZM162 257V258H161ZM182 257V258H181ZM183 257L185 258V259H183ZM237 257H239V259H237ZM125 258H127V257H125ZM142 258H141V260H142ZM147 258V259H148ZM170 258V259H169ZM175 258V259H174ZM193 258H195L194 260H192ZM0 259H1V261H3L4 263H6V262H8V259L7 258H4V256L0 253ZM66 259V260H65ZM89 259H90V257H89ZM147 259L145 260V261H147ZM163 259V260H162ZM213 259V260H212ZM252 259V258H251ZM120 260H121V258H120ZM134 260H136V262L134 261ZM156 260V261H155ZM162 260V261H161ZM167 260V261H166ZM173 260V261H172ZM243 260V259H242ZM254 260H255V263H254ZM75 261V262H74ZM128 261L129 260H127V262H125L126 264H128ZM213 261V262H212ZM239 261V262H238ZM117 262H119V260H117ZM142 264L144 263V264H146L145 262H144V259H143V262L142 261H140ZM137 263V264H141V263ZM203 262V263H202ZM243 262V263H242ZM245 262H246V260H245ZM67 263V264H68ZM246 263H248V262H246ZM65 264V263H64ZM119 264H123V260H121L120 261V263ZM249 264V263H248ZM251 264V263H250Z\"/></svg>", "mask_w": 264, "mask_h": 264}]
</instances>
